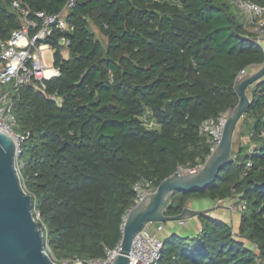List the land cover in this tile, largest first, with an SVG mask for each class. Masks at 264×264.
Instances as JSON below:
<instances>
[{
	"label": "trees",
	"instance_id": "16d2710c",
	"mask_svg": "<svg viewBox=\"0 0 264 264\" xmlns=\"http://www.w3.org/2000/svg\"><path fill=\"white\" fill-rule=\"evenodd\" d=\"M12 1L0 0V41L21 25ZM17 1L31 14H56L67 0ZM66 20L74 27L67 49L58 34L47 40L61 74L46 94L61 102L20 86L14 130L24 137L20 179L47 253L56 264H86L120 244L137 182L154 191L178 168L204 164L212 145L201 124L235 108L237 77L263 64L264 49L224 0H76ZM249 97L232 162L210 186L176 193L165 213L239 194L246 206L237 231L198 216L197 236L164 239L159 264H264V80Z\"/></svg>",
	"mask_w": 264,
	"mask_h": 264
},
{
	"label": "built area",
	"instance_id": "2783aa9c",
	"mask_svg": "<svg viewBox=\"0 0 264 264\" xmlns=\"http://www.w3.org/2000/svg\"><path fill=\"white\" fill-rule=\"evenodd\" d=\"M224 1L232 6L234 10L240 11L244 15L245 29L252 34L254 42L263 46L264 8L250 0ZM75 4L76 0H67L59 13L50 14L40 11L31 14L17 0L11 2L12 7L19 12L21 25L11 32L8 40L0 41V131L10 136L15 143L16 168L19 175L22 167L18 164V157L24 137L14 130L17 120L13 113V93L22 85L32 84L38 92L46 94L47 82L60 76L59 68L54 65V50L47 40L49 37L58 34L60 43L67 49L69 44L67 35L74 31V27L67 22L66 17ZM47 54L51 56L52 62L50 65L46 62ZM62 54L64 57V51ZM248 74V69L242 70L236 83ZM8 86H11V88L7 90ZM47 97L56 100L58 104L61 102L60 98L54 95L48 94ZM227 117L228 113L220 114L215 119L204 121L199 128L201 134H207L210 138L211 153L214 152L221 140ZM262 134L264 135V132ZM249 151L253 153L254 146H251ZM202 166L203 164H200L191 169L180 167L177 173H193ZM251 166V162L248 161L246 167L250 168ZM151 185L150 181L145 180L135 184L136 197L131 208L137 205L147 194L153 192ZM230 201L233 204L232 207L236 208L238 212L245 209L246 202L241 200L239 194H234ZM221 202L217 201L218 204ZM36 217H38V214ZM177 224L179 227H183L185 220L177 221ZM163 230V223H147L132 241L128 255L129 264H159L164 246V240L160 237ZM45 246L46 250L49 251L47 243H45ZM119 248L120 244L115 249L108 250L107 257L104 260H91L86 264H112ZM73 263L84 264L79 260ZM62 264L71 263L65 261Z\"/></svg>",
	"mask_w": 264,
	"mask_h": 264
},
{
	"label": "water",
	"instance_id": "95a60500",
	"mask_svg": "<svg viewBox=\"0 0 264 264\" xmlns=\"http://www.w3.org/2000/svg\"><path fill=\"white\" fill-rule=\"evenodd\" d=\"M262 80L264 62L255 72L236 83L238 103L228 113L221 140L202 168L193 173L175 172L161 181L153 192L147 194L127 212L120 248L112 264H129L128 255L132 241L147 223L188 220L207 215L213 209L192 210L185 206L176 216L165 214L176 193L193 192L210 186L223 167L232 162L234 133L251 103L247 88ZM15 150V143L11 137L0 131V264H56L47 253L43 230L39 228L34 218L33 198L22 186L16 168Z\"/></svg>",
	"mask_w": 264,
	"mask_h": 264
},
{
	"label": "crops",
	"instance_id": "0c3cea01",
	"mask_svg": "<svg viewBox=\"0 0 264 264\" xmlns=\"http://www.w3.org/2000/svg\"><path fill=\"white\" fill-rule=\"evenodd\" d=\"M263 49H264V43H263ZM67 55L64 57L65 59L68 57V51L66 53ZM260 66L256 67L253 66L251 68H248V73L251 74L255 72ZM250 92V91H249ZM249 92L247 91V94L249 95ZM195 199L189 200L186 204V207L192 209V210H203L201 208L204 207H195L190 205L189 203H194ZM203 200V199H200ZM208 202V204L211 206V211L207 214L209 217L223 221L227 224H230L233 228L234 232L237 231L239 227L240 222V213L236 210V208L232 207V202L230 200L222 201L220 204L217 202H210L207 200H203ZM207 209V208H206ZM164 230L162 232V235L160 234L161 238L164 240L165 238L169 237L172 234H179L180 232L176 229L179 227L177 222H170L168 224H164ZM181 228V227H180ZM184 231L183 233H180V236L183 237H195L201 230V222L199 221L198 217H193L188 220H185V225L183 226ZM179 232V233H178Z\"/></svg>",
	"mask_w": 264,
	"mask_h": 264
},
{
	"label": "rangeland",
	"instance_id": "374dc122",
	"mask_svg": "<svg viewBox=\"0 0 264 264\" xmlns=\"http://www.w3.org/2000/svg\"><path fill=\"white\" fill-rule=\"evenodd\" d=\"M236 13L237 14H239V15H241L242 17H243V19H244V15L240 12V11H236ZM96 33H97V35H98V37L100 38V39H103L101 36H100V34H98V32L96 31ZM67 53V50L65 49L64 50V57L67 55L66 54ZM46 62H47V64L48 65H50L51 64V62H52V60H51V56H50V54H47L46 55ZM11 88V86H8L7 87V90L8 89H10ZM6 89V88H5ZM247 91L249 92L250 91V87H248L247 88ZM16 129V128H15ZM247 130H246V127L244 126L243 127V132H246ZM237 137V128H236V132L234 133V138H236ZM245 137H243V140H244V142H245V139H244ZM190 205H192V206H195V207H204L205 206V208H201V209H211V206L208 204V202H206V201H203V200H200V199H195L194 200V203L193 202H191V203H189ZM168 223H170V222H166V223H164V224H168ZM183 227H178L176 230L177 231H179L180 233H183V231H184V229H182ZM178 232V233H179ZM179 233V234H180ZM161 235H162V233H161ZM181 235V234H180ZM161 237V236H160Z\"/></svg>",
	"mask_w": 264,
	"mask_h": 264
}]
</instances>
